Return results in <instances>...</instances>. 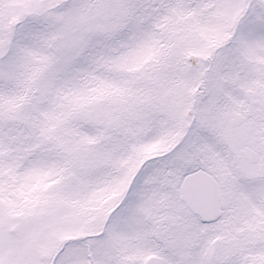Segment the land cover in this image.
Segmentation results:
<instances>
[{
    "label": "snow or ice",
    "instance_id": "snow-or-ice-1",
    "mask_svg": "<svg viewBox=\"0 0 264 264\" xmlns=\"http://www.w3.org/2000/svg\"><path fill=\"white\" fill-rule=\"evenodd\" d=\"M0 264H264V0H0Z\"/></svg>",
    "mask_w": 264,
    "mask_h": 264
}]
</instances>
